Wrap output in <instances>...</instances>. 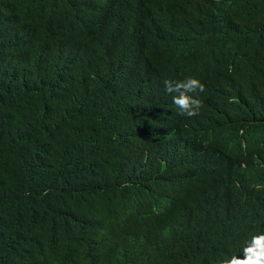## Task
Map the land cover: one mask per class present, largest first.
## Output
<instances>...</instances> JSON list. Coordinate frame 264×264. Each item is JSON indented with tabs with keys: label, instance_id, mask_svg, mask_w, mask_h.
Returning <instances> with one entry per match:
<instances>
[{
	"label": "trees",
	"instance_id": "16d2710c",
	"mask_svg": "<svg viewBox=\"0 0 264 264\" xmlns=\"http://www.w3.org/2000/svg\"><path fill=\"white\" fill-rule=\"evenodd\" d=\"M259 232L264 0H0V264H217Z\"/></svg>",
	"mask_w": 264,
	"mask_h": 264
},
{
	"label": "clouds",
	"instance_id": "9594fccd",
	"mask_svg": "<svg viewBox=\"0 0 264 264\" xmlns=\"http://www.w3.org/2000/svg\"><path fill=\"white\" fill-rule=\"evenodd\" d=\"M165 91L176 93L172 102L176 105L179 114L185 117L197 115L200 110V100L192 93L204 90V85L194 77H185L182 80H165ZM217 264H264V232L252 235L239 249V255L221 257Z\"/></svg>",
	"mask_w": 264,
	"mask_h": 264
}]
</instances>
